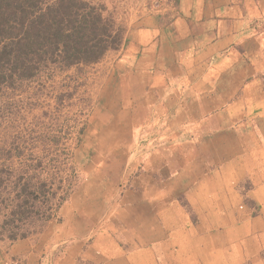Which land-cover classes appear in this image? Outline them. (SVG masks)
Segmentation results:
<instances>
[{
	"label": "crops",
	"instance_id": "crops-1",
	"mask_svg": "<svg viewBox=\"0 0 264 264\" xmlns=\"http://www.w3.org/2000/svg\"><path fill=\"white\" fill-rule=\"evenodd\" d=\"M118 19L123 44L92 64L93 126L108 140L88 149L120 167L94 182L129 187L102 185L78 204L110 228L65 221L8 246L0 264H264V240L246 237L264 225V0H132ZM144 128L163 141L139 170L129 152ZM244 193L258 219L243 217ZM150 198L164 227L137 222Z\"/></svg>",
	"mask_w": 264,
	"mask_h": 264
},
{
	"label": "rangeland",
	"instance_id": "rangeland-1",
	"mask_svg": "<svg viewBox=\"0 0 264 264\" xmlns=\"http://www.w3.org/2000/svg\"><path fill=\"white\" fill-rule=\"evenodd\" d=\"M94 1L104 4L119 18L122 8L132 0H128V3L126 0ZM151 1L160 0H149ZM99 70L98 65L75 66L65 70L52 67L42 71L33 79L16 83L15 86L0 91V178L4 179L3 184L0 185V202H6L0 204V209L4 212H9L11 209L7 201L10 196L18 192L20 186L16 183L23 174L26 179L35 183L39 181L47 183L44 187V190H47L46 195L39 190L41 198L38 203H43V207L49 209L47 213L50 215L46 220L45 217L35 219L31 223L29 235L19 240H12L7 236L9 224L4 227L2 224L4 218L1 217L0 252L7 250L8 246L15 242L38 236L48 227L63 229L66 226L64 222L69 220L73 222L72 224H77L83 222L79 220L81 218L85 222L89 218L96 217L94 223L91 221L85 223L92 225L96 230L110 228V226L106 227L107 224H102L105 222L102 219L104 214L79 213L83 208L82 206L78 208V204L85 205L87 196L93 192L99 193L95 194L96 196L102 195L101 192L104 191H99V186H106L108 191L113 190L116 184L123 189L129 187V185L124 187L123 182H94L97 179L107 180V178L103 179L104 175L117 174L120 170L115 163H109V158L102 153L103 151H95L93 154V150L88 149L92 146L91 143L108 140L99 132L98 127L93 126L94 112L101 106L96 82ZM154 129L144 128L133 140V147L129 152L130 160L137 161L136 168L139 170L155 148L149 149L147 153L136 148L152 146L156 142L163 141L160 139L162 135H157ZM138 172L135 170V173ZM75 192L79 197L72 202ZM151 199L143 201V204L139 202L137 222L144 223L147 227H164L163 221H156V211L154 205L152 206L154 202ZM243 200L247 207L243 217L253 220L263 215L262 205L257 200L247 197L245 193ZM181 201L188 209L191 208L186 199ZM191 215L192 218L197 217L196 214ZM111 216L114 220L109 219L108 222L115 221L116 228L113 230L117 235L120 216L118 213H111ZM156 234L157 232L153 233L155 236ZM246 237L255 238L256 241L264 240V225L259 229H246ZM261 253V258L264 259V247ZM13 260H10L11 264L12 262L23 264L19 259ZM244 264H256V262L251 259Z\"/></svg>",
	"mask_w": 264,
	"mask_h": 264
},
{
	"label": "trees",
	"instance_id": "trees-1",
	"mask_svg": "<svg viewBox=\"0 0 264 264\" xmlns=\"http://www.w3.org/2000/svg\"><path fill=\"white\" fill-rule=\"evenodd\" d=\"M125 30L113 12L94 0H0V91L52 67L95 64L120 48ZM16 184L18 192L7 201L11 209H0L12 240L26 238L35 219L50 217L38 203L39 190L47 193L45 181L35 183L21 174Z\"/></svg>",
	"mask_w": 264,
	"mask_h": 264
},
{
	"label": "built area",
	"instance_id": "built-area-1",
	"mask_svg": "<svg viewBox=\"0 0 264 264\" xmlns=\"http://www.w3.org/2000/svg\"><path fill=\"white\" fill-rule=\"evenodd\" d=\"M152 148H154L153 147V144H152V146H148V147H143V146H140L139 148H136V150H142L144 153H147V151L149 150V149H152ZM147 149V150H146Z\"/></svg>",
	"mask_w": 264,
	"mask_h": 264
}]
</instances>
